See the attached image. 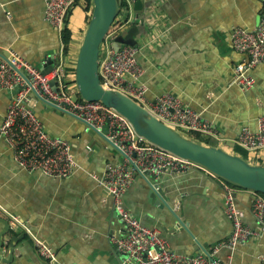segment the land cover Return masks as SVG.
<instances>
[{
  "label": "crops",
  "instance_id": "0c3cea01",
  "mask_svg": "<svg viewBox=\"0 0 264 264\" xmlns=\"http://www.w3.org/2000/svg\"><path fill=\"white\" fill-rule=\"evenodd\" d=\"M142 1L145 9L139 18L144 23L136 37V49L144 71L146 102L153 103L165 93L178 96L213 124L214 140L222 146H235L242 129L256 130L259 117L264 115V64L252 71L251 87L235 84L234 67L243 57L234 50L231 35L238 28L252 32L259 27L264 0ZM46 2L0 0L1 54L24 59L39 70L50 59L59 61L62 33L47 22ZM150 16L158 17L159 31L166 35L148 47V37L156 31L146 23ZM134 17L132 10V21ZM85 19L83 7L78 6L66 22L73 40L71 54L63 60L68 89L74 93L76 59L87 29ZM16 93L0 87V121ZM29 106L48 133L71 145L80 170L68 179L29 172L20 167L13 151L0 138V207L4 211L0 217H17L29 230L25 233L21 226H13L0 251V264H46L34 239L49 245L59 264H120L122 256L113 240L124 237L125 228L100 182L108 167L122 163L123 157L92 142L87 127L78 119L43 109L35 100ZM256 155L264 162V150ZM148 178L149 182L136 176L126 192L125 206L144 225L155 229L171 251L199 257L195 240L210 251L230 238L233 226L225 212L229 192L221 179L193 169L169 170ZM150 182L163 191L168 205L188 224L194 238L177 227L168 209L151 202ZM231 195L244 224L259 231L252 214L254 194L231 186ZM2 228L0 223V231ZM13 237L20 239L10 261ZM215 259L218 264H264V231L233 249H222Z\"/></svg>",
  "mask_w": 264,
  "mask_h": 264
},
{
  "label": "built area",
  "instance_id": "2783aa9c",
  "mask_svg": "<svg viewBox=\"0 0 264 264\" xmlns=\"http://www.w3.org/2000/svg\"><path fill=\"white\" fill-rule=\"evenodd\" d=\"M84 1L47 0L45 18L52 28L62 33L76 3L83 4ZM123 3L127 7L122 10L113 30L111 29L101 46L99 76L102 85L130 97L161 122L184 135L195 132L215 138L216 130L213 124L205 119L202 113L187 107L180 97L165 93L153 103L146 102L147 87L142 80L144 71L138 61L137 49L125 46L115 51L113 48L115 38L132 22L133 2L124 0ZM231 39L234 50L243 57L234 67L233 82L242 88H249L254 84L252 71L258 65L264 64V14L255 31L238 28L232 32ZM9 59L12 65L0 58V87L8 91H13L15 87H20L21 90L16 93L5 117L0 121V138L13 151L14 159L22 169L53 179H68L80 170V166L75 160L71 145L48 133L33 108L29 106L32 101V89L18 70L28 76L34 90L46 101L53 102L64 112L84 120L98 130L107 127L106 137L132 159L141 173L158 176L164 171L185 172L193 169L205 171L213 178H218L199 164L147 144L138 137L125 117L101 102L74 99V92L68 89L66 81L63 54L60 55L54 71L48 75H44L24 59L15 56ZM51 81L56 82L58 93L52 91ZM235 144L250 154L263 151L264 115L259 117L256 130L244 127ZM137 169L127 158H123L122 163L108 167L100 182L125 228L124 237L113 240L122 256L120 264H218L217 261L211 263L204 254L192 257L171 251L155 229L148 228L126 208V192L135 182L136 176L140 175ZM222 183L229 192L226 196L225 212L232 222L233 229L226 242L209 251L214 259L222 249H233L246 243L249 237L264 231V195L252 192V214L260 228L255 231L244 224L243 214L231 195V186L224 180ZM1 210L3 211L0 207V212ZM7 216L12 226H21L24 232L29 233L19 218ZM34 244L46 264H59L57 254L49 245L38 239H34Z\"/></svg>",
  "mask_w": 264,
  "mask_h": 264
},
{
  "label": "water",
  "instance_id": "95a60500",
  "mask_svg": "<svg viewBox=\"0 0 264 264\" xmlns=\"http://www.w3.org/2000/svg\"><path fill=\"white\" fill-rule=\"evenodd\" d=\"M123 1L124 0H92V9L89 15L90 22L78 51L75 66V86L80 99L85 102H101L108 108L115 110L130 122L138 137L145 142L166 150L181 159L199 164L215 174L219 179L237 188L264 195V166L251 164L240 156L225 151L222 147L209 146L194 141L190 137L161 122L130 97L121 92L107 89L102 85L99 76L101 46L122 12ZM132 9L135 14L134 20L132 21L133 25L122 31L115 38L113 44L115 51H119L125 46L138 48L136 37H138L143 29L144 21L140 20L139 14L144 12V2L142 0H135ZM0 58L12 65L9 59L10 56H5L0 53ZM55 65V59H50L43 65V69L41 70L42 73L44 75L52 73ZM18 73L31 87V99L37 101L40 107L48 111L78 119L58 108L53 102L46 101L34 90L28 76L20 70H18ZM50 87L54 93L59 92L55 81L50 82ZM20 90V87H15L14 89L15 92H19ZM9 92L12 93V91ZM78 120L87 127V133L92 142L98 144L100 147L115 150L120 156L127 158L130 164L137 169L132 159L106 137L108 134L107 127L98 130L84 120ZM133 157H135V155H133ZM137 171L149 182V173H141L138 169ZM149 184L151 202L160 209H168L176 218L178 223L177 227L183 228L194 238L188 228V224L183 223L170 208L167 199L164 197L163 191L158 190L159 186L153 185L151 182ZM0 223L3 225L0 231L1 251L5 245V237L11 232L13 226L11 225L9 217H7V219L0 217ZM24 235H22L23 238ZM19 239L20 237H13L9 243L10 261L14 259L15 243L16 240ZM195 243L200 255H206L211 263L216 262L206 248L200 245L196 240ZM0 259H3L2 255H0Z\"/></svg>",
  "mask_w": 264,
  "mask_h": 264
},
{
  "label": "trees",
  "instance_id": "16d2710c",
  "mask_svg": "<svg viewBox=\"0 0 264 264\" xmlns=\"http://www.w3.org/2000/svg\"><path fill=\"white\" fill-rule=\"evenodd\" d=\"M78 6L83 7L84 12L86 13L85 24L87 27L89 25V22H90V16L87 14L91 11L92 0H85L83 4L82 3H76L74 8H76ZM126 7H127V5L125 3H123L122 10L124 11ZM72 40H73L72 30L68 27V23H66V26H65L64 30L62 31V43H63L64 59H66L71 54ZM57 63H59V61ZM77 95H78V99L81 100L78 93H77ZM187 136L190 137L192 140L197 141V142L202 143V144H205V145L214 146V147H222L225 151H227L233 155L240 156L241 158H243L244 160L248 161L251 164L264 166V162L262 161V159L257 157L256 154H250L237 145H235V146H233V145L232 146L231 145L230 146H227V145L222 146L216 140H214L212 137H209V136H206V135H203L200 133H195V132H190L187 134ZM227 184H229L230 186H233L230 183H227Z\"/></svg>",
  "mask_w": 264,
  "mask_h": 264
},
{
  "label": "clouds",
  "instance_id": "9594fccd",
  "mask_svg": "<svg viewBox=\"0 0 264 264\" xmlns=\"http://www.w3.org/2000/svg\"><path fill=\"white\" fill-rule=\"evenodd\" d=\"M146 23H147L149 26H155V27H156V31H154V32L148 37L147 46H148V47H151L152 44L156 43L158 40L163 39L164 36L166 35V33H162L161 31H159L158 17L150 16V17H148V19L146 20Z\"/></svg>",
  "mask_w": 264,
  "mask_h": 264
},
{
  "label": "rangeland",
  "instance_id": "374dc122",
  "mask_svg": "<svg viewBox=\"0 0 264 264\" xmlns=\"http://www.w3.org/2000/svg\"><path fill=\"white\" fill-rule=\"evenodd\" d=\"M90 13H91V11L89 12V15H90ZM112 30H113V27H112ZM75 90H76V88H75ZM72 91V90H71ZM73 98L74 99H78V95H77V92L75 91V93L73 94ZM187 136V135H186Z\"/></svg>",
  "mask_w": 264,
  "mask_h": 264
}]
</instances>
